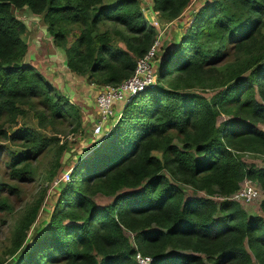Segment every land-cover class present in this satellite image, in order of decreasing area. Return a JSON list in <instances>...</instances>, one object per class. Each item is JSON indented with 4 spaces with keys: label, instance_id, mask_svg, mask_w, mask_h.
I'll use <instances>...</instances> for the list:
<instances>
[{
    "label": "trees",
    "instance_id": "1",
    "mask_svg": "<svg viewBox=\"0 0 264 264\" xmlns=\"http://www.w3.org/2000/svg\"><path fill=\"white\" fill-rule=\"evenodd\" d=\"M189 2L153 0V10L172 20ZM24 6L42 15L68 68L90 83L128 77L157 33L139 0H0V119L7 123L20 104L38 97L52 119L68 115L74 130L81 125L76 102L23 61L28 27L14 9ZM101 22L123 26L126 46ZM73 24L77 31L68 43ZM208 86L219 89L210 96L198 90ZM260 122L264 0H205L161 60L156 82L124 105L107 134L73 166L52 219L30 245L22 239L38 204L25 214L13 241L19 253L9 264H139L137 252L150 256L149 264H254L253 255L264 264V215L249 214L231 198L245 177L264 191V165L240 155L264 153ZM7 132L0 125L1 134L20 138L23 146L11 152L10 175L28 179L31 158L51 138L28 127ZM182 183L208 196L187 197ZM98 191L113 201L97 207L91 194ZM260 207L264 213V197ZM59 212L81 221L56 223Z\"/></svg>",
    "mask_w": 264,
    "mask_h": 264
},
{
    "label": "rangeland",
    "instance_id": "2",
    "mask_svg": "<svg viewBox=\"0 0 264 264\" xmlns=\"http://www.w3.org/2000/svg\"><path fill=\"white\" fill-rule=\"evenodd\" d=\"M200 1L190 0L183 10L181 17L176 21H186L187 15L193 11ZM139 2L144 13L147 14L148 21L151 22L154 17L162 30L161 40L160 44H158L153 66L155 73L158 74L161 60L167 55L169 49H171L172 43L177 41V31L170 29L168 32L167 29L165 30L170 20L163 18L157 12L155 14L153 13V0H139ZM14 12L28 27L27 33L24 36L28 48L23 61L30 62L38 67L57 89L64 94L68 96L71 94V97L76 96L77 98H82L81 96L85 95L86 97L84 99L88 103L92 102L94 100L95 90H92L93 88L80 89L81 86H85L84 83H88V79L83 76L82 78H78L79 80L74 79V77H72V81L69 80L72 78L68 76L72 73L69 70H65L67 57L65 50L54 44L52 36L47 31L46 23L42 15L31 12L25 6L15 8ZM71 27L73 28V32L68 35V43L73 40L74 34L77 31L76 25L73 24ZM100 28L109 29L112 38L117 40L120 45L126 46L124 39H122L123 26L113 22H101ZM158 33L159 31H157ZM210 45L215 47L216 42L211 41ZM218 89L219 87L208 86L198 90L206 96H210L218 91ZM76 104L81 109V104L79 102H76ZM124 104L125 100L115 103L112 118L104 123L105 130L116 121V117L122 111ZM18 107L21 109V112L13 122L7 123L3 122V118L0 119V125H2L3 129L10 134L20 127L33 128L43 137L51 138V140L37 156L31 158L32 176L28 179H20L10 175L9 161L12 151H18L23 148L21 145L22 140L20 138H7L6 135L0 133V264H9L18 255L19 251L15 254L13 253V241L16 238L19 225L25 214L37 204L38 209L35 219L26 229L25 236L22 239V245H30L36 236L47 228L49 221L52 219L61 185L71 179L69 173L72 171L73 166L81 157H87L100 139V136L96 137L91 131L93 126V118L91 116L93 110L94 113L97 112V107L95 109H87L84 112L91 113V115L88 114L90 116L84 115L81 112V125L77 130H74L75 121L68 115L53 119L48 116L49 111L42 105L38 97H32L28 102L20 104ZM91 107H93L92 104ZM41 111L45 114H41ZM95 116L97 117L98 115L95 114ZM221 119H223L221 116L218 117V121ZM257 125L264 129V123L260 122ZM173 141L180 144L177 137H174ZM153 153L157 156L161 155V151L159 150H154ZM240 155L247 162H254L259 166L264 165V153L242 151ZM57 162L58 166L54 171ZM249 183L257 190L256 196L249 201L239 199L238 201L249 214L261 213L264 215L260 207V201L264 197V191L256 180L250 179ZM181 187L187 197L192 195L208 196L204 191L195 189L186 183H182ZM125 190H129V188H124L121 191ZM89 191L91 193V190ZM113 197V195L99 191L91 194V198L97 207L110 204L113 201ZM214 199L218 200L219 198L216 195ZM55 214L54 221L56 223L81 221V219L72 221L69 216L66 214L63 215L62 212ZM126 234L133 243V232L126 230ZM171 251L173 250L171 249ZM252 257L255 261L254 264H259L256 257L254 255Z\"/></svg>",
    "mask_w": 264,
    "mask_h": 264
},
{
    "label": "built area",
    "instance_id": "3",
    "mask_svg": "<svg viewBox=\"0 0 264 264\" xmlns=\"http://www.w3.org/2000/svg\"><path fill=\"white\" fill-rule=\"evenodd\" d=\"M151 23L159 33H156V37L146 53L136 59V65L133 72L116 84L105 83L100 85L99 92L95 97L98 116L93 118V126L91 129L96 137L101 136L102 133L103 136H105L110 129L111 126L105 130L104 123L112 118L116 102L125 100L126 104L136 93L143 90L146 86L156 82L157 73H155L153 66L158 44H160L162 30L154 17L152 18ZM120 114L121 112L117 117H119ZM250 179L251 178L245 177L241 181L239 188L231 195L232 199L237 201L238 199L249 201L256 196L257 190L249 183ZM136 258L139 264H149L151 260L148 255H143L140 252L136 253Z\"/></svg>",
    "mask_w": 264,
    "mask_h": 264
},
{
    "label": "crops",
    "instance_id": "4",
    "mask_svg": "<svg viewBox=\"0 0 264 264\" xmlns=\"http://www.w3.org/2000/svg\"><path fill=\"white\" fill-rule=\"evenodd\" d=\"M205 0H201L200 2H199V4L193 9V11L189 14V15H187V18L185 19L186 21H187V23H185L186 21H183V22H179V21H176V20H178L180 17H181V15H182V12L176 17V18H174V19H172V20H170V23H167V27L165 28V30L167 29L168 30V32L170 31V29L172 30H175V31H177V37H176V39L178 40V38H179V36H180V33H181V31L184 29V27L189 23V21L191 20V18H192V15H193V12L199 7V5L200 4H202L203 2H204ZM186 8V7H185ZM184 8V9H185ZM183 9V10H184ZM153 13L155 14L156 13V11H153ZM146 14V13H145ZM146 17H147V14H146ZM171 22H174V23H171ZM172 43V42H171ZM173 44V43H172ZM65 70H69L72 74H69V76L68 77H74V79H77V80H79L78 78H82L83 76L82 75H77V74H75L74 72H72L69 68H68V66L66 65V63H65ZM64 70V69H63ZM47 77V76H46ZM67 77V76H66ZM48 78V77H47ZM69 80H73V78L72 79H69ZM88 83H84L85 84V86H81V85H79V86H81L80 87V89H83V88H85V89H92V90H95V92H94V100H95V97H96V95H97V93L99 92V89H100V84H96V83H90L89 81H87ZM88 84V86H86ZM71 94H69V97L74 101V102H79L80 104H81V112L85 115H87V116H90L91 115V113H84L85 111H87V109H95V107H96V105H95V101L93 100L92 102H90L92 105H93V107H91V104L90 103H88V101L87 100H85L84 98L86 97L85 95H82L81 97L82 98H80V97H76V96H70ZM83 104V105H82ZM97 113L98 112H96V113H94V110H93V112H92V118H94L95 117V114L97 115ZM88 114H90V115H88ZM246 210V209H245ZM247 211V210H246ZM257 214H261V213H257Z\"/></svg>",
    "mask_w": 264,
    "mask_h": 264
}]
</instances>
